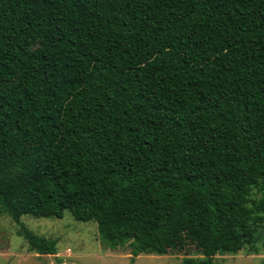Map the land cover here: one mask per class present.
<instances>
[{
    "label": "trees",
    "instance_id": "16d2710c",
    "mask_svg": "<svg viewBox=\"0 0 264 264\" xmlns=\"http://www.w3.org/2000/svg\"><path fill=\"white\" fill-rule=\"evenodd\" d=\"M65 211L131 262L264 241V0H0V215Z\"/></svg>",
    "mask_w": 264,
    "mask_h": 264
},
{
    "label": "rangeland",
    "instance_id": "374dc122",
    "mask_svg": "<svg viewBox=\"0 0 264 264\" xmlns=\"http://www.w3.org/2000/svg\"><path fill=\"white\" fill-rule=\"evenodd\" d=\"M21 226L33 234L56 240V254L38 255L20 234ZM132 241L112 245L99 235L94 221H77L68 211L61 218L22 215L16 223L0 215V264H181L183 254L143 253L131 262ZM194 253L190 251L187 256ZM220 264H264V241L255 249L216 255Z\"/></svg>",
    "mask_w": 264,
    "mask_h": 264
}]
</instances>
